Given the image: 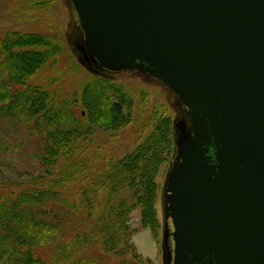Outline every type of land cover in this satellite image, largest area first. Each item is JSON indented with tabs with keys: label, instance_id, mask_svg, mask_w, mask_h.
I'll return each instance as SVG.
<instances>
[{
	"label": "water",
	"instance_id": "95a60500",
	"mask_svg": "<svg viewBox=\"0 0 264 264\" xmlns=\"http://www.w3.org/2000/svg\"><path fill=\"white\" fill-rule=\"evenodd\" d=\"M71 1L82 64L147 74L187 107L164 264H264V0Z\"/></svg>",
	"mask_w": 264,
	"mask_h": 264
},
{
	"label": "trees",
	"instance_id": "16d2710c",
	"mask_svg": "<svg viewBox=\"0 0 264 264\" xmlns=\"http://www.w3.org/2000/svg\"><path fill=\"white\" fill-rule=\"evenodd\" d=\"M18 41L35 47L23 55L15 54L12 48ZM62 54L63 45L49 35L21 31L0 35V57H4L0 62V103H5L8 112L30 116L31 125L41 134L46 132L49 141L41 157L49 171L66 166L51 181L0 194V264H107L92 252V248L100 251L101 247L106 254L123 256L121 264H139L124 257L121 247L129 237L128 222L134 207L142 208L147 223L153 221L165 132L154 129L125 158L101 152L86 154L89 143L95 140L94 127H110L112 114L125 120L123 104L114 102L108 83L97 78L61 84L68 80V63L62 61ZM49 64L59 67L55 82L42 76L36 83L37 72ZM71 85L76 86L72 95L66 92ZM121 95L123 101L131 99ZM78 184L80 190L75 188ZM91 187L106 189L103 203L90 197ZM126 188L131 189L135 206L128 198H118Z\"/></svg>",
	"mask_w": 264,
	"mask_h": 264
},
{
	"label": "rangeland",
	"instance_id": "374dc122",
	"mask_svg": "<svg viewBox=\"0 0 264 264\" xmlns=\"http://www.w3.org/2000/svg\"><path fill=\"white\" fill-rule=\"evenodd\" d=\"M75 22H79L78 15L71 0H0V35L21 31L27 34L54 37L63 45L62 61L68 63L65 66L68 80L60 81L61 84H70V81L81 84L97 78L108 83L114 102L121 101L123 104L122 113L125 120H119L121 116L112 114L113 124L110 127L105 129L94 127L97 128L95 140L92 143L88 142L90 145L85 151L86 154L94 155L101 152L115 159L125 158L137 146L145 142L146 137L154 129L164 130L166 142L156 174L158 191L153 221L147 223L143 217L142 208L134 207L136 200L130 188H126L118 195L120 199L128 198V203L134 205L128 222L129 237L121 247L124 249V257L139 264H164V186L167 174L177 155L175 123L178 122V118L185 117V108L183 109L185 105L179 104L175 94L156 79L137 71L106 70L99 73L82 64L75 44L78 41ZM15 45L12 51L19 55L35 47L31 43L19 44V41ZM3 58V56L0 57V62ZM58 68L49 64L45 70L37 72V75H40L34 81L37 83L44 76L47 82H55ZM4 80L11 85L7 77H4ZM75 88L76 86L71 85V89L66 92L72 95ZM122 93L131 99L123 101ZM71 98L75 99L73 96ZM4 105L5 103H0V194L17 193L28 187H35L36 182L53 180V175L63 172L66 166L59 165L58 170L51 172L47 164L43 162L41 157L43 146L47 140L49 141L46 139V132L41 134L34 124L31 125L30 116L8 112ZM81 141L83 139L78 140V142ZM83 183L89 187L88 182ZM80 187L81 184L75 185L77 190H80ZM89 194L98 203H103L106 189L91 187ZM169 225L173 228L171 219ZM103 250L102 247L100 251L92 248V252L99 254V257L103 258L107 264H121L120 259L123 256L106 254Z\"/></svg>",
	"mask_w": 264,
	"mask_h": 264
},
{
	"label": "flooded vegetation",
	"instance_id": "af4514ba",
	"mask_svg": "<svg viewBox=\"0 0 264 264\" xmlns=\"http://www.w3.org/2000/svg\"><path fill=\"white\" fill-rule=\"evenodd\" d=\"M185 107L183 106V109H184ZM185 110V116L189 119V117H188V115H187V110H186V108L184 109ZM183 132V131H182Z\"/></svg>",
	"mask_w": 264,
	"mask_h": 264
}]
</instances>
